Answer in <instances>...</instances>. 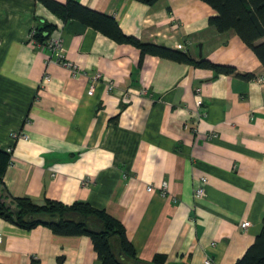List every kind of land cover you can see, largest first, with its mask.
Segmentation results:
<instances>
[{"label": "crops", "instance_id": "crops-1", "mask_svg": "<svg viewBox=\"0 0 264 264\" xmlns=\"http://www.w3.org/2000/svg\"><path fill=\"white\" fill-rule=\"evenodd\" d=\"M75 1L141 42L235 72L153 56L139 68L131 45L64 24L34 0H0V150L11 155L2 201L88 204L123 225L144 262L234 264L264 216L263 66L235 32L208 24L216 12L199 0ZM40 21L56 27L61 60L29 40ZM32 261L101 264L88 237L0 219V264Z\"/></svg>", "mask_w": 264, "mask_h": 264}, {"label": "trees", "instance_id": "trees-1", "mask_svg": "<svg viewBox=\"0 0 264 264\" xmlns=\"http://www.w3.org/2000/svg\"><path fill=\"white\" fill-rule=\"evenodd\" d=\"M43 5L53 16L64 24L76 21L94 29L120 45H131L139 50L138 67L141 68L145 56L178 63H186L198 68L212 70L217 74L229 75L233 67L213 64L208 60L195 61L186 53L165 46L141 42L139 39L122 32L115 20L105 14L91 10L75 0L59 3L55 0H34ZM151 6L158 0H134ZM215 12L208 24L218 33L233 31L254 53L264 68V0H199ZM56 29L47 22H37L33 39L46 44ZM251 76L245 75L244 79ZM112 121V120H111ZM11 155L0 150V188L3 177L10 165ZM9 205L0 197V219L21 229L31 230L38 226L48 228L59 236H85L93 245V250L101 264H164V255H155L151 262H144L125 235L123 225L104 211L91 208L88 204L76 202L70 206L46 199L41 205L29 198H14ZM31 264H35L32 261ZM234 264H264V216L261 230L253 244Z\"/></svg>", "mask_w": 264, "mask_h": 264}, {"label": "built area", "instance_id": "built-area-1", "mask_svg": "<svg viewBox=\"0 0 264 264\" xmlns=\"http://www.w3.org/2000/svg\"><path fill=\"white\" fill-rule=\"evenodd\" d=\"M34 32L35 31L32 30L30 35H29V40H31V41L32 40L34 41V39H33ZM41 46H42V49H45L46 51H50L56 57L57 60H61L62 59V56L60 54V50H61V40H60V38H58V37H56L54 35H51L49 40L46 42V44L41 45ZM177 48L178 49H182V46L181 45H177ZM69 67H71V65H69ZM72 69H73V67H72ZM44 78L47 80L48 79L47 75H45ZM97 78H99V74L96 75V79ZM93 91H94V87L91 85L89 87V90H88L87 94L88 95H92ZM13 137L14 138L19 137L21 139L27 140V136L23 135V134H20V133L13 135ZM8 152H10V151H8ZM205 183H206V179L202 178L203 186L200 189H198V191H197V194L199 196L203 195ZM165 189H166V185H165V183H163L162 186H161V190H162L163 193H164ZM147 191L151 192L152 191V187H147ZM249 226H250V223L248 221H243L239 225V227L242 230L247 229ZM203 264H212V262H211V260L209 258H206V259H204Z\"/></svg>", "mask_w": 264, "mask_h": 264}, {"label": "water", "instance_id": "water-1", "mask_svg": "<svg viewBox=\"0 0 264 264\" xmlns=\"http://www.w3.org/2000/svg\"><path fill=\"white\" fill-rule=\"evenodd\" d=\"M199 56H200V54H199Z\"/></svg>", "mask_w": 264, "mask_h": 264}]
</instances>
